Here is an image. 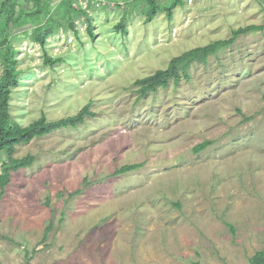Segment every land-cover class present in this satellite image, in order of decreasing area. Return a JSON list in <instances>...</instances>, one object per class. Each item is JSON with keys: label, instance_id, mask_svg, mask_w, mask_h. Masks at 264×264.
Wrapping results in <instances>:
<instances>
[{"label": "rangeland", "instance_id": "obj_1", "mask_svg": "<svg viewBox=\"0 0 264 264\" xmlns=\"http://www.w3.org/2000/svg\"><path fill=\"white\" fill-rule=\"evenodd\" d=\"M128 2L17 1L16 15L42 5L62 25L45 43L61 62L44 65L30 38L42 15L10 31L21 73L12 119L93 115L16 148L35 160L0 197V264H249L264 249V30L192 64L178 85L141 99L133 85L264 25V0H183L151 22L144 0ZM127 165L140 166L115 174Z\"/></svg>", "mask_w": 264, "mask_h": 264}, {"label": "trees", "instance_id": "obj_2", "mask_svg": "<svg viewBox=\"0 0 264 264\" xmlns=\"http://www.w3.org/2000/svg\"><path fill=\"white\" fill-rule=\"evenodd\" d=\"M18 0H2L0 1V197L3 196L6 187L11 182L12 173L32 166L35 158L32 155H27L22 158L14 157L16 148L21 145H26L32 140L42 138L57 130L77 128L85 121V117L93 115L89 111V107L85 106L75 116L66 117L57 121H47L44 116L34 121L28 126H21L15 122L10 114V99L14 88L18 86L20 71L17 69L18 60L16 52L12 47L10 40L12 29H19L26 24V19L36 23L42 15L45 19L39 25L34 26L30 38L37 42L44 49V65L53 67L61 62L60 59L51 58L45 51L46 39L55 35L60 23L50 16V12L46 6L39 5L37 10L31 15L18 13L16 15V5ZM128 3L134 4L135 0H127ZM146 7L144 14L146 22H151L155 16L161 12H165L168 18H172V11L177 6L183 5V0H167V3L162 6L158 0H144ZM76 9V8H75ZM67 24L70 28H74L73 22L69 17V12H66ZM69 17V18H68ZM127 15H123L116 26V30L122 34L127 33L126 21ZM36 21V22H35ZM31 23V24H32ZM256 30H264L262 26H247L238 28L232 32V36L226 40H219L210 43L204 47L191 49L182 55L173 58L166 69L156 71L154 74L136 80L133 85L137 88L138 97L144 98L149 94L156 93L159 88L168 87L170 82L178 85L181 79H188V70L194 63H205L210 56L216 55L219 51L229 47L240 35H245ZM89 36L94 38L92 27H89ZM210 141L203 142L193 148L194 153L202 152L210 145ZM140 165H127L117 170L115 174L120 175L132 170H135ZM230 228L231 226L228 225ZM249 264H264V249L256 251L249 259Z\"/></svg>", "mask_w": 264, "mask_h": 264}]
</instances>
